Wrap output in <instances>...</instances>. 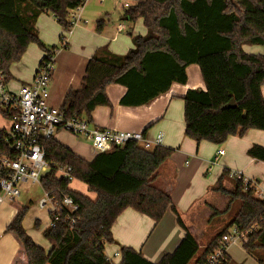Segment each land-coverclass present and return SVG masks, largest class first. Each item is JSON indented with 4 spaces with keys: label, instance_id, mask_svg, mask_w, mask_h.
I'll list each match as a JSON object with an SVG mask.
<instances>
[{
    "label": "trees",
    "instance_id": "1",
    "mask_svg": "<svg viewBox=\"0 0 264 264\" xmlns=\"http://www.w3.org/2000/svg\"><path fill=\"white\" fill-rule=\"evenodd\" d=\"M82 0H0V70L7 85L13 79L10 67L21 60L31 43L48 54L61 48L47 46L35 27L37 17L52 14L65 29L72 28L69 13ZM126 17L132 22L142 18L145 35H132L134 46L126 54L94 55L87 63L86 75L78 89H71L61 108L67 117L91 121L97 106L109 105L106 88L110 84L126 87L121 104L141 106L167 92L175 82L186 83V68L200 66L206 88L189 89L184 96L186 135L197 142L225 143L231 136H243L249 129L264 130V54L248 53L245 45L264 47V0H139L130 6ZM105 21L99 20L100 32ZM40 62V63H41ZM232 100L235 107L228 106ZM8 120L13 114L0 105ZM0 129V160L16 158V151ZM47 159L71 167L73 179L85 182L97 193L90 198L69 187L68 177H57L51 168L42 178L45 189L60 188L73 196L80 208L72 228L62 215L54 227L44 230L52 244L47 252L23 226L28 206L16 204V213L5 231L18 242L10 264H208L207 257L220 244L222 236L237 227L247 232L243 248L264 263V198L251 184L234 180V189L223 186L229 176L225 170L213 188L229 196L222 213L231 219L207 247L201 248L187 230L171 196L155 184L161 165L174 153L173 148L145 149L136 142L98 153L86 160L58 140L46 143ZM248 155L264 161V146L254 144ZM7 171L0 168V178ZM159 222L171 208L186 234L174 252L160 262L147 260L132 247L123 246L120 262H111L105 245L116 240L112 226L127 208ZM226 264H230V256Z\"/></svg>",
    "mask_w": 264,
    "mask_h": 264
},
{
    "label": "crops",
    "instance_id": "2",
    "mask_svg": "<svg viewBox=\"0 0 264 264\" xmlns=\"http://www.w3.org/2000/svg\"><path fill=\"white\" fill-rule=\"evenodd\" d=\"M85 6L83 18L87 9ZM96 14L97 16L91 18V26H87L86 21L74 27L71 32L65 30L50 13L43 12L36 19L35 27L39 37L47 46H61L66 40L67 47H61L55 54V71L49 85L50 103L53 106L61 107L69 90L80 88L86 75L87 63L94 55L103 57L109 52L126 54L134 46L132 35H145L135 31V23L131 26L124 22L113 25L111 28L114 31L104 29L98 32L96 24L99 20L95 21L102 15V11H97ZM123 18L129 20L126 15ZM244 50L255 53L258 49L245 45ZM47 54L37 44L31 43L21 60L11 65L13 79L7 83V88L18 92L23 84L31 82L41 60ZM186 72V83H173L167 92L141 106L121 104L126 87L114 83L108 85L106 93L110 104L97 106L92 112L91 122L101 127L143 132L151 140L163 134L162 146L173 148L174 153L158 169L154 184L171 196L187 230L193 234L201 248H205L211 241L214 227L215 233H218L231 219L220 220L221 222L213 224V229L210 228L207 232L206 228L209 227L206 226L210 222L225 215L220 211L225 210L229 196L213 189L225 170H241L246 177L257 180L259 186L256 195L264 197V161L248 155V150L254 144L264 146V130L249 129L243 136H231L220 145L205 140L197 142L188 137L185 132L184 96L189 89H205L206 84L198 64L188 65ZM262 94L264 96V84ZM55 139L86 160H92L98 154L92 146L91 150L84 149L75 140L63 142L57 135ZM220 149H224L225 153L220 156L217 164L212 165L214 155ZM56 176L61 177L62 173ZM232 180L229 176L224 178L223 186L233 190L235 185ZM40 187L44 192V188L41 185ZM69 187L71 188L70 185ZM95 194L94 197H89L95 199L97 193ZM18 203L28 206L29 210L28 203L19 202L17 199L0 203V264H10L18 249L15 237L5 231L15 216ZM29 203L33 201L29 200ZM40 209L32 214L27 211L23 226L32 239L49 252L52 244L42 235V231L49 227L46 209ZM47 213L51 220L50 211ZM42 221L46 224L44 227ZM34 224L40 225L39 231L34 229ZM112 234L116 241L105 245L106 255L112 256L123 246H128L140 252L150 262L158 263L165 255L175 251L186 230L180 225L178 216L171 208L159 222H155L151 217L130 207L118 216L112 226ZM230 248L229 246L230 264H240L233 259ZM247 254L257 260L250 253ZM115 262H120V257L115 258Z\"/></svg>",
    "mask_w": 264,
    "mask_h": 264
},
{
    "label": "built area",
    "instance_id": "3",
    "mask_svg": "<svg viewBox=\"0 0 264 264\" xmlns=\"http://www.w3.org/2000/svg\"><path fill=\"white\" fill-rule=\"evenodd\" d=\"M87 1L89 0H82V4L70 11L69 20L72 28L68 30L69 32L82 23V12ZM126 6L130 4L126 3ZM65 42L66 40L62 42L63 46L66 45ZM54 71L53 53L39 64L31 82L23 84L18 92H12L7 88L0 70V105L8 113L13 114L5 138L17 154L14 159L4 157L0 160V168L7 171V175L0 178V203L16 200L20 196L18 187L20 183L39 184L44 188L42 178L51 168L56 169V175L62 173L61 177L73 179L71 167L47 159L46 143L54 139L61 130L84 137L98 153L123 147L129 142H136L145 149L162 146L163 134L151 140L143 132L101 127L83 117H67L61 107L50 103L49 85ZM224 153V149L218 150L211 164H217ZM229 177L242 179L244 185L251 184L255 191L259 186L257 180L246 177L241 170H229ZM39 206L50 211V227H54L63 214L71 228L77 222L75 213L80 205L73 196L60 188L55 190L44 188V196L40 198ZM246 237V231L237 227L231 228L222 236L219 246L208 255V264H226L229 246L242 243ZM120 256V251H116L112 256L107 255V258L115 262V258Z\"/></svg>",
    "mask_w": 264,
    "mask_h": 264
},
{
    "label": "rangeland",
    "instance_id": "4",
    "mask_svg": "<svg viewBox=\"0 0 264 264\" xmlns=\"http://www.w3.org/2000/svg\"><path fill=\"white\" fill-rule=\"evenodd\" d=\"M139 0H89L86 4L85 7L86 9V14L82 20V23H86L87 21V26H91V18L94 16H97L96 12L97 11H102V15L99 16V18L95 21L97 22L98 20H103L105 21L104 28L101 30L103 31L104 29L106 30H113V25H117L118 23L124 22L125 24L128 25H133L135 23V31L136 32H141V34H146V27L144 25L143 19L138 18L135 22H132L130 20H125L123 17L127 14V12L130 10V7H126L125 3H129L132 7L135 6L138 3ZM97 25V24H96ZM134 31V30H133ZM253 49H258L254 51L255 53L261 52L264 54V47L257 45V46H251ZM11 126V121L8 119H5L4 115L0 112V129L2 128H9ZM57 138L61 141H69V140H75L80 147L84 149L91 150V144L84 139V137L81 136H75L71 133L65 132V131H60L57 133ZM234 182V180H232ZM71 188H73L76 191H79L81 193H85L86 195L90 197H94L96 194L95 192L89 190V187L86 185L85 182L75 179L71 181L70 184ZM19 189L22 191V194L17 198L19 202L22 203H28L29 204V210L30 214H32L35 211H40L41 209L38 206V201L41 197L44 196V192L40 185L38 184H32V183H20L18 185ZM29 200H32L33 203H29ZM47 214V219H48V225L50 221V217L47 213L48 209L45 210ZM30 216V215H29ZM217 217V216H216ZM231 218L230 213H225V215L221 217H217L214 219V221L210 222L206 227L207 232L210 231V228L213 229V224H217L218 222H221L220 220L227 221L228 219ZM46 224L44 221H42V227H44ZM202 226V225H201ZM203 227V226H202ZM34 229L39 231L40 230V225L34 224ZM215 227L213 229L212 237L210 243L215 239L216 234L215 233ZM42 235L43 231H42ZM208 243L207 245H209ZM230 253L238 263L240 264H260L257 260H255L253 257L247 254L246 250L243 248V245L238 242L233 245H230ZM193 264V263H191ZM264 264V263H263Z\"/></svg>",
    "mask_w": 264,
    "mask_h": 264
},
{
    "label": "water",
    "instance_id": "5",
    "mask_svg": "<svg viewBox=\"0 0 264 264\" xmlns=\"http://www.w3.org/2000/svg\"><path fill=\"white\" fill-rule=\"evenodd\" d=\"M228 106L235 107L236 106V102L234 100H232V102Z\"/></svg>",
    "mask_w": 264,
    "mask_h": 264
}]
</instances>
